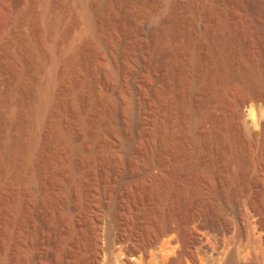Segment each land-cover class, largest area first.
<instances>
[{
    "label": "rangeland",
    "instance_id": "1",
    "mask_svg": "<svg viewBox=\"0 0 264 264\" xmlns=\"http://www.w3.org/2000/svg\"><path fill=\"white\" fill-rule=\"evenodd\" d=\"M87 9L94 28L79 0L0 6V264H89L95 195L111 181L132 186L146 243L168 225L170 188L191 187L187 213L217 220L226 195L264 174L261 115L250 112L264 106L253 11L234 0ZM234 230L221 239L205 228L195 251L207 264L232 249L250 264L254 251L264 264L259 242ZM165 240L132 261L167 264Z\"/></svg>",
    "mask_w": 264,
    "mask_h": 264
},
{
    "label": "bare ground",
    "instance_id": "2",
    "mask_svg": "<svg viewBox=\"0 0 264 264\" xmlns=\"http://www.w3.org/2000/svg\"><path fill=\"white\" fill-rule=\"evenodd\" d=\"M83 6V16L89 27H93L87 9L88 0H79ZM239 4L246 5L253 11L251 19L255 23L257 34L261 44L264 46V1L262 0H234ZM12 3V0H0V6ZM93 23V24H92ZM94 28V27H93ZM54 80V79H53ZM255 97L252 101H257ZM49 99L45 101V107ZM253 104V103H252ZM252 106V108H251ZM251 114L261 115L260 124L264 131V106L257 103L251 105ZM182 193H176L173 188L163 194V201L168 211V225L146 243H137L136 231L139 226L147 223V216L139 214L134 206L132 198L134 190L126 181H111L102 186L95 197L99 201V212L94 211L91 224L95 230V241L93 244L94 255L89 264H136L132 261L141 258V253H149L152 247L157 246L164 238L162 249L167 252V264H207L195 251L197 242L201 239L200 233L205 228H210L219 237L225 233L244 230L251 235L254 242H259L262 248L264 260V174L251 176L250 185L246 189H233L226 195L221 204L219 218L211 220L201 219V214H188L186 211L188 197L193 195V189L188 185L183 187ZM198 191V190H197ZM198 197L206 202V196L198 191ZM191 193V194H190ZM220 206V205H219ZM108 227L106 238L107 244H102L103 229ZM189 234V235H188ZM221 238V237H220ZM222 239V238H221ZM216 240V239H215ZM40 255H44L41 243H38ZM226 253V252H225ZM36 263V262H34ZM221 264H237L235 253L227 251ZM250 264H262L254 251L251 253Z\"/></svg>",
    "mask_w": 264,
    "mask_h": 264
}]
</instances>
